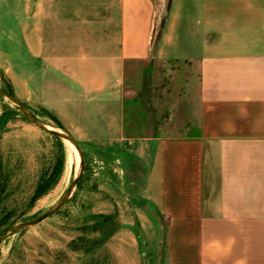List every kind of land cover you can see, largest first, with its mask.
Here are the masks:
<instances>
[{
  "label": "crops",
  "instance_id": "0c3cea01",
  "mask_svg": "<svg viewBox=\"0 0 264 264\" xmlns=\"http://www.w3.org/2000/svg\"><path fill=\"white\" fill-rule=\"evenodd\" d=\"M15 2L18 42L35 66L15 75L17 99L95 143L100 165L110 157L142 191L134 210L168 219L172 264H264V0L175 9V36L157 56L190 64L198 121L184 138L157 134L150 110L136 116L147 108L128 69L153 57L154 0Z\"/></svg>",
  "mask_w": 264,
  "mask_h": 264
},
{
  "label": "rangeland",
  "instance_id": "374dc122",
  "mask_svg": "<svg viewBox=\"0 0 264 264\" xmlns=\"http://www.w3.org/2000/svg\"><path fill=\"white\" fill-rule=\"evenodd\" d=\"M110 1L118 4L117 0L107 3ZM154 1L153 57L146 63L130 64L128 69L129 80L141 91L140 103L147 108L136 116L146 117L150 110L160 122L157 134L184 138L195 131L198 121L196 94L190 91V64L157 54L160 42L175 36L168 27L175 9L187 0H173L169 12V0ZM16 7L15 0H0V91L15 97V75H30L35 68L25 46L18 42L21 32ZM18 101L45 126L75 139L66 129L57 128L49 116H54L52 112L31 100ZM4 112L10 113V119L0 128V237L7 229L53 210L69 190L71 193L57 214L7 236L0 247V264H172L168 219H159L149 208L155 215L138 219L143 208L136 207V214L133 204L142 191L132 189L126 179L113 173L110 157L100 165L95 143L75 139L83 153L81 167L78 153L67 141L45 133L12 102L0 98V115ZM125 114L131 115L129 111ZM55 172L56 183L33 201L39 184ZM166 250L169 254L162 260Z\"/></svg>",
  "mask_w": 264,
  "mask_h": 264
},
{
  "label": "water",
  "instance_id": "95a60500",
  "mask_svg": "<svg viewBox=\"0 0 264 264\" xmlns=\"http://www.w3.org/2000/svg\"><path fill=\"white\" fill-rule=\"evenodd\" d=\"M172 2L173 0H169L168 1V5H167V11L169 12L171 10L172 7ZM0 98H4V99H8L10 102H12L18 109L19 111L31 122L33 123L36 127H38L39 129H41L42 131H44L45 133L54 136L58 139L64 140V141H68L70 142L79 152L80 158H81V167L83 166V153L82 150L80 149V146L78 145V143L75 141V139L62 132V131H58V130H53V129H49L47 126H45L42 122H40L36 117H34L29 110L22 105L18 99L15 96L10 95L9 93H6L4 91H0ZM82 174V172L80 173ZM81 176V175H80ZM79 179H76L73 183H72V187H74ZM70 193L71 190H69L65 197L62 199V201L60 202V204L55 207L53 210L49 211L48 213L44 214L43 216L39 217L36 220L33 221H29L17 226H13L9 229H7L3 235L0 237V247L2 245V243L4 242L5 238L9 235H13L19 231L25 230L28 227H32V226H36L40 223H42L43 221H45L46 219L51 218L52 216H54L55 214H57L61 208L65 205L66 201L69 199L70 197ZM165 244V243H164Z\"/></svg>",
  "mask_w": 264,
  "mask_h": 264
},
{
  "label": "trees",
  "instance_id": "16d2710c",
  "mask_svg": "<svg viewBox=\"0 0 264 264\" xmlns=\"http://www.w3.org/2000/svg\"><path fill=\"white\" fill-rule=\"evenodd\" d=\"M9 94L14 96L12 92H10ZM49 116L54 121V123L57 125V128H59L60 130H64L63 126L57 120V118L55 116H52L51 114H49ZM9 119H10V113L9 112H4L2 115H0V128L2 126H4L9 121ZM56 174H57L56 172L53 173L48 181L44 180L39 184V186L36 190V193L33 196V201H35V200L39 199L40 197H42L43 195H45L50 190V188L56 183V180H57Z\"/></svg>",
  "mask_w": 264,
  "mask_h": 264
},
{
  "label": "bare ground",
  "instance_id": "6f19581e",
  "mask_svg": "<svg viewBox=\"0 0 264 264\" xmlns=\"http://www.w3.org/2000/svg\"><path fill=\"white\" fill-rule=\"evenodd\" d=\"M49 128V127H48ZM49 129H51V128H49ZM59 131V130H58ZM68 142V141H67ZM68 145L72 148L73 147V149H74V153H78V155H79V152H78V150L70 143V142H68ZM79 158H80V155H79ZM80 163H81V158H80ZM76 164H77V170H76V174H78V167H79V161H78V158H77V156H76Z\"/></svg>",
  "mask_w": 264,
  "mask_h": 264
}]
</instances>
